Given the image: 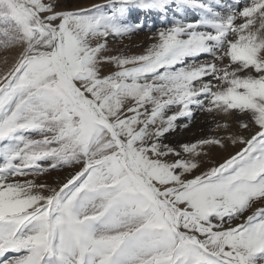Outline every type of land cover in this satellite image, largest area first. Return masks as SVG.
Wrapping results in <instances>:
<instances>
[{"label": "snow or ice", "instance_id": "6c2138e0", "mask_svg": "<svg viewBox=\"0 0 264 264\" xmlns=\"http://www.w3.org/2000/svg\"><path fill=\"white\" fill-rule=\"evenodd\" d=\"M61 3L0 0V264H264V0Z\"/></svg>", "mask_w": 264, "mask_h": 264}, {"label": "rangeland", "instance_id": "374dc122", "mask_svg": "<svg viewBox=\"0 0 264 264\" xmlns=\"http://www.w3.org/2000/svg\"><path fill=\"white\" fill-rule=\"evenodd\" d=\"M243 2V0H242ZM106 0H62L61 7H75L76 5L82 7H90L93 4H104ZM141 17L144 18L150 26L160 27L162 21L155 14L148 13H140ZM172 19L171 14L169 16ZM182 18L186 20H191L194 18V14L189 12L184 15ZM151 33L147 30L144 32L138 33L131 37L125 38L123 40H112L110 41V46L113 47L114 53L115 51H124L125 53L131 54H139L141 53L145 47L150 45L153 41L150 39ZM210 59V58H209ZM11 65V56L8 55V65L5 64V54L0 53V73L7 71V68ZM212 118L204 113H198L195 121L192 123V126L188 130H181L174 133L169 137L170 142L173 144L185 141H191L203 136L213 134L210 129L213 128V124L211 123ZM181 124L184 121H180ZM235 127V125H234ZM39 138V137H34ZM241 147V146H240ZM231 150V154H235L239 149L235 148V146H230L229 150ZM228 152H214L213 158L216 163L222 162L224 157H227ZM227 154V156H226ZM223 159V160H222ZM68 172L66 170H62L60 172H52L50 176L46 177L49 183H53L55 186V181H63L67 177Z\"/></svg>", "mask_w": 264, "mask_h": 264}, {"label": "bare ground", "instance_id": "6f19581e", "mask_svg": "<svg viewBox=\"0 0 264 264\" xmlns=\"http://www.w3.org/2000/svg\"><path fill=\"white\" fill-rule=\"evenodd\" d=\"M235 148L239 149V148H240V145L235 146ZM231 150H232V149L228 150L229 153L231 152ZM231 153H232V152H231ZM231 153H230V154H231ZM228 155H229V154H228ZM226 156H227V154H226ZM225 158H226V157H224L223 159H225ZM223 159H222V160H223Z\"/></svg>", "mask_w": 264, "mask_h": 264}]
</instances>
